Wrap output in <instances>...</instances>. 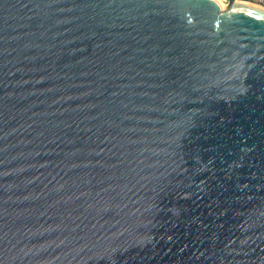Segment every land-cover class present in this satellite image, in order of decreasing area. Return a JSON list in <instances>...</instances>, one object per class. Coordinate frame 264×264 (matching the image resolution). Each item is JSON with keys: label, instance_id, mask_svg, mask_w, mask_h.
Listing matches in <instances>:
<instances>
[{"label": "water", "instance_id": "obj_1", "mask_svg": "<svg viewBox=\"0 0 264 264\" xmlns=\"http://www.w3.org/2000/svg\"><path fill=\"white\" fill-rule=\"evenodd\" d=\"M0 0V264H264V7Z\"/></svg>", "mask_w": 264, "mask_h": 264}, {"label": "built area", "instance_id": "obj_2", "mask_svg": "<svg viewBox=\"0 0 264 264\" xmlns=\"http://www.w3.org/2000/svg\"><path fill=\"white\" fill-rule=\"evenodd\" d=\"M228 3V0H226ZM239 1H247V2H251L257 5H260L262 7H264V0H239Z\"/></svg>", "mask_w": 264, "mask_h": 264}, {"label": "bare ground", "instance_id": "obj_3", "mask_svg": "<svg viewBox=\"0 0 264 264\" xmlns=\"http://www.w3.org/2000/svg\"><path fill=\"white\" fill-rule=\"evenodd\" d=\"M226 8H228V3H227V5L225 6V8H223V9H226Z\"/></svg>", "mask_w": 264, "mask_h": 264}]
</instances>
